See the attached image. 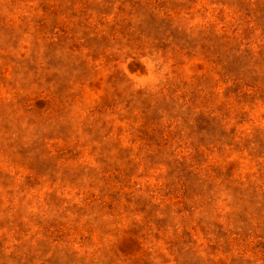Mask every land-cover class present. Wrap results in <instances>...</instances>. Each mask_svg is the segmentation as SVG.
Returning a JSON list of instances; mask_svg holds the SVG:
<instances>
[{
	"label": "rangeland",
	"instance_id": "374dc122",
	"mask_svg": "<svg viewBox=\"0 0 264 264\" xmlns=\"http://www.w3.org/2000/svg\"><path fill=\"white\" fill-rule=\"evenodd\" d=\"M0 264H264V0H0Z\"/></svg>",
	"mask_w": 264,
	"mask_h": 264
}]
</instances>
